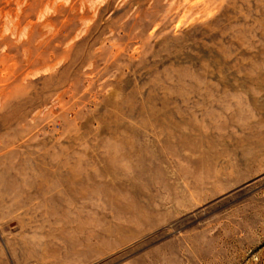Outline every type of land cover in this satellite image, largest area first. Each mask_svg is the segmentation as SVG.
Listing matches in <instances>:
<instances>
[{
    "label": "rangeland",
    "instance_id": "374dc122",
    "mask_svg": "<svg viewBox=\"0 0 264 264\" xmlns=\"http://www.w3.org/2000/svg\"><path fill=\"white\" fill-rule=\"evenodd\" d=\"M0 264H264V0H0Z\"/></svg>",
    "mask_w": 264,
    "mask_h": 264
},
{
    "label": "bare ground",
    "instance_id": "6f19581e",
    "mask_svg": "<svg viewBox=\"0 0 264 264\" xmlns=\"http://www.w3.org/2000/svg\"><path fill=\"white\" fill-rule=\"evenodd\" d=\"M87 239V238H86Z\"/></svg>",
    "mask_w": 264,
    "mask_h": 264
}]
</instances>
